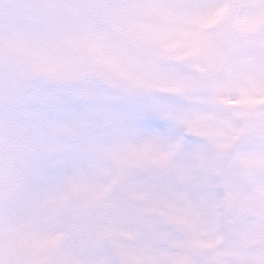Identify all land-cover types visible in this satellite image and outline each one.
<instances>
[{
  "label": "clouds",
  "instance_id": "obj_1",
  "mask_svg": "<svg viewBox=\"0 0 264 264\" xmlns=\"http://www.w3.org/2000/svg\"><path fill=\"white\" fill-rule=\"evenodd\" d=\"M55 10L131 33L125 71L143 87L113 100L93 75L58 103L73 85L0 64V264H264V94L232 90L235 57L213 48L219 25L194 49L165 4ZM157 104L169 115L147 107Z\"/></svg>",
  "mask_w": 264,
  "mask_h": 264
},
{
  "label": "snow or ice",
  "instance_id": "obj_2",
  "mask_svg": "<svg viewBox=\"0 0 264 264\" xmlns=\"http://www.w3.org/2000/svg\"><path fill=\"white\" fill-rule=\"evenodd\" d=\"M93 0H85V5ZM130 4H165L186 25L185 43L190 48L208 45L206 30L219 25L218 43L213 45L220 59L235 57L232 89L242 97L264 94V41H249L245 34L264 32V0H127ZM59 0H0V64L6 63L21 80L46 79L73 85L55 99L80 98L95 75L114 90L113 100H131L143 87L140 79L125 71L128 58L122 48L131 33L115 28L100 29L95 23H65L56 12ZM246 6L242 17L237 13ZM179 82L160 88L176 92ZM150 111L169 115L161 105ZM242 118L247 113H239ZM135 119L136 117H132Z\"/></svg>",
  "mask_w": 264,
  "mask_h": 264
}]
</instances>
